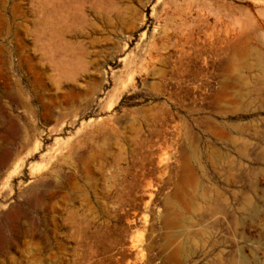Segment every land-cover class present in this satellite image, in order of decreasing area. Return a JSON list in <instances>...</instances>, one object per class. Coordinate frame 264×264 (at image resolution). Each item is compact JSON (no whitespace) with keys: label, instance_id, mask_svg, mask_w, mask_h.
<instances>
[{"label":"rangeland","instance_id":"1","mask_svg":"<svg viewBox=\"0 0 264 264\" xmlns=\"http://www.w3.org/2000/svg\"><path fill=\"white\" fill-rule=\"evenodd\" d=\"M0 264H264V0H0Z\"/></svg>","mask_w":264,"mask_h":264}]
</instances>
